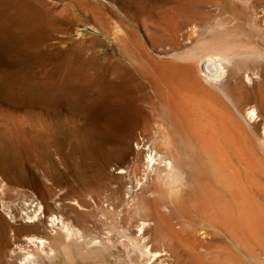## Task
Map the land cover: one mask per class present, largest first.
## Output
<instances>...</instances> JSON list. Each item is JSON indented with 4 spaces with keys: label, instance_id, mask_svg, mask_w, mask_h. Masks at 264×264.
I'll use <instances>...</instances> for the list:
<instances>
[{
    "label": "rangeland",
    "instance_id": "obj_1",
    "mask_svg": "<svg viewBox=\"0 0 264 264\" xmlns=\"http://www.w3.org/2000/svg\"><path fill=\"white\" fill-rule=\"evenodd\" d=\"M261 13L0 0V264H264V122L244 119L264 100ZM196 18L193 43L166 49ZM208 57L230 61V82L198 73ZM252 68L255 84L233 81Z\"/></svg>",
    "mask_w": 264,
    "mask_h": 264
},
{
    "label": "bare ground",
    "instance_id": "obj_2",
    "mask_svg": "<svg viewBox=\"0 0 264 264\" xmlns=\"http://www.w3.org/2000/svg\"><path fill=\"white\" fill-rule=\"evenodd\" d=\"M213 7V6H212ZM211 7V8H212ZM216 7V6H215ZM216 10V9H215ZM238 10V9H237ZM207 11V10H206ZM212 11H214V7H213V10ZM257 20H256V22H255V27H256V29H257V31H258V33L261 35V36H263L264 35V13H261V15H259L257 18H256ZM199 23H200V20L199 19H195L194 21H191V22H189V23H186V24H181L180 25V27H179V30L172 36V33H170V35H171V40H170V43H169V45H168V48H166L167 47V45H166V49H168V50H177V49H180V48H182V47H186V46H188L189 44H191V38H190V35H192V34H190V32L192 31V30H194L195 29V27H197L198 25H199ZM167 38V37H166ZM168 39V38H167ZM151 43H152V41H151ZM163 43H164V41H163ZM193 43V42H192ZM166 44V43H165ZM154 46V45H153ZM163 47V46H162ZM161 47V48H162ZM154 48V47H153ZM155 49V48H154ZM162 50V49H161ZM163 51H166V50H163ZM176 54V53H175ZM255 57V56H254ZM217 58V59H216ZM213 57V58H211V57H208L207 59H204L200 64H199V66L198 65H196L195 67L197 68V69H199L198 70V73H199V71H202L204 74H205V76L206 77H210V78H212V80H214V84L216 83V84H218V85H221V84H224V83H226V82H230V74H228V63L230 62H228L226 59H224V58H218V57ZM229 60V59H228ZM232 63V62H231ZM162 65V64H161ZM254 65V64H253ZM164 66V65H163ZM167 66V65H166ZM251 66V65H250ZM255 66V65H254ZM172 67V66H171ZM161 68V67H160ZM190 68V67H189ZM188 67H187V69H189ZM228 68V69H227ZM231 68V67H230ZM245 69H247L248 68V66L247 67H244ZM184 69V68H183ZM193 69V68H192ZM253 69H255V70H253ZM174 71V70H173ZM191 71V70H190ZM230 71H232V69H230ZM192 72V71H191ZM234 72H236L237 73V71H234ZM250 72H252V73H250ZM187 73L188 74H190L189 73V71L187 70ZM195 73V72H194ZM235 73V74H236ZM239 73H241V70H240V72ZM258 73H259V69H256V68H252V71H246V74L245 75H240V76H236L235 77V80H233L237 85H253V84H255L257 81H256V79H258L257 77L255 78L254 77V75H258ZM178 74V73H177ZM186 74V73H185ZM184 74V75H185ZM202 74V73H201ZM200 74V75H201ZM250 74V75H249ZM260 74V73H259ZM165 75V74H164ZM173 75V74H172ZM171 75V76H172ZM162 76V75H161ZM186 76V75H185ZM189 76H192V74H190ZM201 76H203V75H201ZM200 76V78L202 79L203 77H201ZM233 76V75H232ZM193 77H195L194 76V74H193ZM192 77V78H193ZM206 77L204 78V79H206ZM259 77V76H258ZM166 78V77H165ZM190 78V77H189ZM198 78V77H197ZM234 77H232V79H233ZM183 79V78H182ZM187 79V78H186ZM191 79V78H190ZM190 79H189V81H190ZM195 79V78H194ZM193 79V80H194ZM203 79V80H204ZM197 80V79H196ZM208 80H209V78H208ZM211 80V81H212ZM166 81V80H165ZM181 81V80H180ZM197 82H198V80H197ZM232 82V81H231ZM168 83V82H167ZM193 83V82H192ZM199 83V82H198ZM201 83V82H200ZM211 83H213V82H211ZM190 84V83H189ZM165 85V84H164ZM233 84H231V86H232ZM187 86V85H186ZM190 86V85H189ZM192 86V85H191ZM194 86V85H193ZM201 86H203L202 84H201ZM235 85H233V87H234ZM188 87V86H187ZM240 87V86H239ZM245 87V86H244ZM250 87V86H249ZM192 88V87H191ZM194 88V87H193ZM182 89H183V86H182ZM231 89V88H230ZM234 89V88H233ZM235 89H236V86H235ZM192 90V89H191ZM190 90V91H191ZM199 90H200V88H199ZM238 90H239V88H238ZM203 91V90H202ZM164 92H166V91H164ZM193 92V91H192ZM196 92V91H195ZM199 92V91H198ZM240 92V91H239ZM188 93V92H187ZM232 93V92H231ZM179 97V96H178ZM187 97H188V95H187ZM194 97V96H193ZM211 97V96H210ZM261 97V96H260ZM200 98H203V97H200ZM244 98V97H243ZM263 98V97H262ZM179 99V98H178ZM189 99V98H188ZM197 99H198V97H197ZM254 99V98H253ZM264 99V98H263ZM210 100V99H209ZM256 100V99H255ZM213 101V100H212ZM220 101V100H219ZM238 101V100H237ZM168 102V101H167ZM167 102H165V104L167 103ZM186 102V101H185ZM242 103V102H241ZM167 104H169V103H167ZM174 104V103H173ZM205 104V103H204ZM236 104V103H235ZM189 105V104H188ZM239 105V104H238ZM246 104H244V106H245ZM185 106V105H184ZM243 106V107H244ZM246 106H249V105H246ZM245 106V107H246ZM202 107V106H201ZM210 107V106H209ZM238 107V106H237ZM236 107V108H237ZM242 107V108H243ZM190 108V107H189ZM187 109H188V107H187ZM191 109V108H190ZM250 109V108H249ZM242 110V109H241ZM244 110V109H243ZM191 111V110H190ZM245 111V110H244ZM188 112V111H187ZM210 112V111H209ZM192 113H194V112H192ZM199 113V112H198ZM210 113H212V112H210ZM233 113V112H232ZM231 114V113H230ZM232 117H233V115H232ZM243 117V116H242ZM245 118V120H247L248 122H251V120L252 119H257V118H260L261 120H263V122H264V100H262V99H260L259 100V102H255L254 101V105H253V107H252V109H251V111L250 112H247V113H245V116H244ZM205 118H207V117H205ZM213 118H214V116H213ZM234 118V117H233ZM232 118V119H233ZM185 120H187V119H185ZM234 120V119H233ZM244 120V121H245ZM237 121V120H236ZM255 121V120H254ZM253 121V122H254ZM225 122V121H224ZM246 122V121H245ZM257 123H258V120L256 121ZM220 123V122H219ZM240 123V122H239ZM238 123V124H239ZM217 124V123H216ZM228 125V124H227ZM248 125V124H247ZM207 126V125H206ZM264 126V125H263ZM191 127V126H190ZM251 127V126H250ZM245 132V131H244ZM195 133V132H194ZM230 133V132H229ZM204 134V133H203ZM217 134V133H216ZM236 135V134H235ZM247 136V135H246ZM229 138H231V137H229ZM264 139V138H263ZM195 140V139H194ZM198 140V139H197ZM143 142V141H142ZM232 142V141H231ZM247 142V141H246ZM209 143V142H208ZM253 143V142H252ZM143 144V143H142ZM199 144V143H198ZM228 144V143H227ZM218 145V144H217ZM248 146V145H247ZM226 147V146H225ZM232 147V146H231ZM235 147V146H234ZM137 149V148H136ZM148 157V156H147ZM157 158V157H156ZM155 158V159H156ZM159 158H160V156H159ZM158 158V159H159ZM157 159V160H158ZM161 159V158H160ZM150 161V160H149ZM168 162V161H167ZM163 164L165 163V162H162ZM150 164V163H149ZM150 166V165H149ZM157 166V165H156ZM155 166V167H156ZM164 166H166V168L167 167H169V164L168 163H165L164 164ZM172 168V167H171ZM146 170V169H145ZM149 170V169H148ZM148 173V172H147ZM232 174V173H231ZM236 175V174H235ZM146 176V175H145ZM235 185V184H234ZM130 191V190H129ZM192 196V195H191ZM188 199V198H187ZM31 205V204H30ZM34 205V204H33ZM32 205V206H33ZM31 206V208L33 209V207ZM35 208H36V206H34ZM34 210V209H33ZM156 211V210H155ZM39 212H40V208L37 210V213H36V211H35V215H32L33 216V218H35V217H37V215H39ZM27 213V212H26ZM25 213V214H26ZM201 213V212H200ZM216 214V213H215ZM23 216H24V212H23ZM26 216H28V215H26ZM158 217H160L159 215H157ZM31 217V216H30ZM29 216L28 217H26L27 219H29L30 218ZM156 217V216H155ZM234 218V217H233ZM204 219V218H203ZM30 220V219H29ZM232 220V219H231ZM51 223L53 224H56V223H58L56 220H54V222H52L51 221ZM220 223V222H219ZM54 226V225H53ZM149 228V223H143L142 222V224L140 225V233H142V234H144L145 233V231L147 230ZM228 228V227H227ZM68 229H69V227H68ZM217 229V228H216ZM176 233V232H175ZM142 237V236H141ZM143 237H144V235H143ZM177 237V236H176ZM148 238V237H147ZM180 238H181V236H180ZM183 238H185V236L183 237ZM27 242H29V243H32V245H39V246H41L42 245V242L41 241H27ZM45 244V243H44ZM148 244V243H147ZM153 249V248H152ZM158 249V248H157ZM150 251V250H149ZM147 252V254H150V253H152V257L154 258V260L156 259H158L159 260V263L161 262V263H163V262H167L166 261V258H165V255H164V257H163V255H160L159 254V251L157 252L156 251V249L154 250V251H152L151 250V252ZM145 252V251H144ZM161 253V252H160ZM151 255V254H150ZM180 259V258H179ZM23 260V259H22ZM24 261H26V260H24ZM27 261H28V259H27ZM26 261V262H27ZM21 262V261H20ZM23 262V261H22ZM154 262V261H153ZM158 262V261H157ZM188 262V261H187ZM156 263V262H155ZM22 264H24V263H22ZM25 264H27V263H25ZM167 264V263H166Z\"/></svg>",
    "mask_w": 264,
    "mask_h": 264
}]
</instances>
